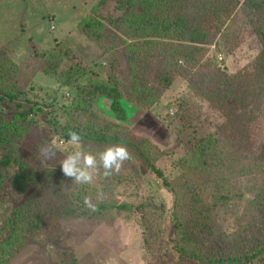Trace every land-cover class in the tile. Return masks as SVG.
<instances>
[{
    "label": "rangeland",
    "instance_id": "obj_1",
    "mask_svg": "<svg viewBox=\"0 0 264 264\" xmlns=\"http://www.w3.org/2000/svg\"><path fill=\"white\" fill-rule=\"evenodd\" d=\"M119 1L0 0V88L21 92L16 102H1L0 112L18 120L24 130L31 128L37 138L65 156L79 150L95 155L99 165L100 153L124 147L128 159L119 171L127 185L117 199L133 205L129 221L63 218L52 213L55 203L51 199L48 203V196L32 189L15 192L7 184L5 194L0 190V264H196L180 248L225 259L241 256L252 246L249 234L244 237L238 230L239 217L235 219L244 208L234 211L236 204L231 201L227 211L215 200L223 195L230 199L253 195L251 178L242 176V166L232 163V143L223 141L218 147L223 149L215 156L227 164L214 163L213 169L200 166L194 149L200 140L224 134L220 128L230 130L235 118L227 107L236 113L243 109L244 132L250 131L247 152L253 155L264 146V105L256 113L261 116L256 122H251L250 105L244 106L258 75L261 43L255 31L237 11H228L230 2L199 0L195 6L188 2L185 14L192 15L191 21L203 29L208 43L191 45L192 49L164 48L155 44L158 38L153 36L158 33L131 36L125 22H116L145 18L138 13L139 4L129 8ZM87 16L108 28L104 39L108 50L80 32ZM134 43L140 48L132 53L129 45ZM61 49L62 61L52 77L49 58ZM111 61L117 64L113 70L128 93L123 100L124 119H118L111 102L100 97L90 101L86 114L74 121L70 111L64 112L75 110L72 93L61 80L72 65L89 72L78 79L79 84L104 80ZM71 121L116 141L64 142L62 128ZM231 129V134L240 133L237 125ZM8 171L14 169L0 167V172ZM90 184H96L95 172ZM193 201L204 203L193 209ZM207 204H215L216 213L208 212ZM246 223L249 215L242 229ZM224 232H239L242 239L223 237ZM257 261L253 264H260Z\"/></svg>",
    "mask_w": 264,
    "mask_h": 264
},
{
    "label": "trees",
    "instance_id": "obj_2",
    "mask_svg": "<svg viewBox=\"0 0 264 264\" xmlns=\"http://www.w3.org/2000/svg\"><path fill=\"white\" fill-rule=\"evenodd\" d=\"M141 1L142 2H136L135 0L121 1L126 2L125 5L129 8H134L139 4L141 12H137L145 17L143 20L130 19V21L128 18L117 19L116 22L126 23L131 33L129 35L142 37L149 35V33H158L156 36H153L158 38L155 44L162 45L164 48L168 46L169 48L176 49H192L191 45H204L208 43L203 29L191 21L190 17H192V15L187 16L185 14L187 8L186 4L189 2V5L195 6L199 0ZM202 1L213 3L225 2V4L230 2L228 4L229 6L226 5L228 11H237L243 21L253 28L261 43L260 57L256 67L258 71L257 81L255 85L250 87L249 100L244 102L245 107L247 105L251 107L253 116L251 122H256L261 117L260 115L257 116L256 113L260 110V107L264 105V0H243L242 3L240 0ZM102 2H107V0H102ZM121 2L119 1V3ZM122 6L123 5L120 4L119 7L122 8ZM170 8L174 10L173 13L170 12ZM166 11L168 15H165ZM80 32L96 42L100 49L108 50L104 39L107 37V32H109V30L103 22H99L97 19L87 16L81 21ZM144 43L148 45L147 41ZM129 47L132 49V51L130 50L132 53L140 48L139 45L135 43L130 44ZM63 54L64 52L61 49L56 55L49 58L48 73H50L52 77H55V71L62 61L61 56ZM132 57H134V55ZM180 60L187 63V58L181 55ZM116 65L117 64L111 61L109 66L110 71H108L104 80L94 78V80L91 79L89 84L77 83L82 75H86L89 72L83 70L80 66L72 65L61 82L72 93L73 100L71 106L76 112L70 108L64 109V112L67 113L70 111V114L74 117V121H77L79 117L86 114L85 110L89 109L90 101L102 97L111 102L110 108L112 112L118 119L123 120V100L125 98L127 99L128 93L125 92L123 79H120L119 75L113 70ZM158 79H161L162 82L166 81L164 77L162 78L159 75ZM78 89L83 93L79 95ZM20 93L21 92L15 88L11 90L0 88V103L4 100L12 103L16 102ZM243 99V97H240L239 101ZM223 105L225 108L226 102H224ZM239 107L241 106L237 108ZM227 110L228 114L235 118V120L232 121V127L233 125H237L240 128V133L231 134L230 130H232V127L230 130L220 128L219 130L224 132V134L227 132L226 136L218 132L220 134L219 136H209L200 140L194 149V153L200 155V166L203 168L209 166L210 169H213L214 163H218L223 167L227 162L221 158H217L215 152L223 149V147L218 148L223 141L232 143L233 149L230 151V155L233 156L232 163L242 166V176L251 178L248 182L252 184L251 191L253 195L248 199L245 195H240L232 199H230L229 196L223 195L216 196L215 200L220 208L227 211H230L229 207L231 206V201L236 204L234 206V211L237 208H244L240 213L241 215L238 214L237 217L233 211L231 212L235 214V219L239 217L238 230L243 236L249 234V237L253 240L252 246H249L247 252L241 256L230 255L225 259L208 258L205 254L195 253L193 250L186 251L182 248H180L181 250L179 252L184 253L188 257V260L196 264H253L255 260H258L257 263L264 264V146H261L253 155L249 154L247 152V147L250 142V138H248L250 131L249 133L248 131L244 132L243 109L239 110V113H236V109L231 107H227ZM74 121L69 122L62 128L61 137L64 142H70V134L72 132L79 134L80 142L110 143L116 141L93 134L87 128L81 127L80 124ZM23 128L24 126H22L18 120L14 118L7 119L0 112V167H12L14 169L12 172L8 171L7 174L0 172V190L4 191V194L6 190L5 185L7 184H9V188L15 192L21 193L28 189H32L34 193H42L41 195L44 197L48 196V203L51 204L50 199L54 201L55 205H53L52 213L57 217L93 221L111 219L130 220L133 213V205L117 199V197L123 194L120 190L123 188L125 191V186L127 185V181L122 177L120 171H113L110 175L106 176L104 175L103 167L99 164L95 171V185H91L90 183L77 184L74 180H71L70 177H66L62 173L59 163L64 159L65 153L53 146L54 154L45 158L41 154V148L47 144L44 143L43 139L37 138L31 128H26L27 130ZM244 134L245 137H242ZM222 146H224V144ZM152 169L161 177L158 170L154 167H152ZM63 184H65L64 187ZM85 200L89 201L93 207L86 205ZM203 203L204 201H201V203L193 201V209H195V206L199 208ZM206 207L208 208V212L214 214V210L216 209L215 204L214 206H208L207 204ZM248 215L249 223H246L245 228L242 229L241 223L244 219H247ZM203 218L207 220L206 216H202L200 219ZM206 224L201 228L203 231L207 230ZM243 231H245L246 234L243 233ZM223 237H230L231 240L242 239L239 232L236 234L224 232ZM257 242H262L263 244H261V246H255ZM16 252L17 251H14V253Z\"/></svg>",
    "mask_w": 264,
    "mask_h": 264
},
{
    "label": "clouds",
    "instance_id": "obj_3",
    "mask_svg": "<svg viewBox=\"0 0 264 264\" xmlns=\"http://www.w3.org/2000/svg\"><path fill=\"white\" fill-rule=\"evenodd\" d=\"M70 142L77 144L80 142V136L76 132L70 134ZM41 154L48 158L54 154L52 145H45L41 148ZM128 159V152L122 146L110 147L99 154V163L104 169V175H110L113 171L118 172L121 163ZM62 173L66 177H70L77 184L91 183L93 173L97 170V157L90 153L82 151H74L68 153L62 161H60ZM85 204L93 207L89 201L85 200ZM94 210V208H93Z\"/></svg>",
    "mask_w": 264,
    "mask_h": 264
}]
</instances>
